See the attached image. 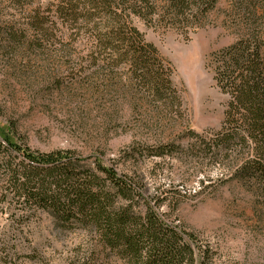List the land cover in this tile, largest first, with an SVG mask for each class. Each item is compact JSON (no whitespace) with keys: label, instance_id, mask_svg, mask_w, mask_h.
<instances>
[{"label":"rangeland","instance_id":"1","mask_svg":"<svg viewBox=\"0 0 264 264\" xmlns=\"http://www.w3.org/2000/svg\"><path fill=\"white\" fill-rule=\"evenodd\" d=\"M2 1L0 133L13 126L32 149L71 150L98 156L106 165L115 161L120 172L144 179L147 195L172 193L175 210L170 199L160 210L209 251L210 257L197 264H264L261 192L251 182L232 178L227 160L197 157L188 143V129L215 130L223 119L226 96L215 86L206 60L248 31L239 2L217 0L202 26L186 35L181 27L134 18V26L173 68L182 101L179 117L157 112L142 99L123 67L90 76L86 54L91 44L85 33L68 27L48 41L36 38L23 10L53 0H25L15 5L20 8ZM254 1L255 15L264 16V0ZM157 142L175 143L181 151L137 164L123 157L134 145ZM15 211L0 204V242L11 247L1 264H127L101 252L92 233L62 229L44 212L16 229L10 215Z\"/></svg>","mask_w":264,"mask_h":264},{"label":"trees","instance_id":"2","mask_svg":"<svg viewBox=\"0 0 264 264\" xmlns=\"http://www.w3.org/2000/svg\"><path fill=\"white\" fill-rule=\"evenodd\" d=\"M24 1L8 2L16 7ZM216 1L53 0L45 6L39 1L23 13L25 23L41 41L68 27L85 33L91 44L86 54L90 76L98 77L103 68L113 73L123 67L133 88L157 112L182 117L172 66L145 40L133 20L181 27L186 35L202 26ZM235 1L241 5L248 31L211 52L206 60L215 86L226 96L223 119L218 129L204 133L188 129L187 137L197 157L216 163L227 160L231 177L254 184L264 201V16L255 15L254 0ZM180 149L172 142L138 144L123 157L137 164L145 158L172 156ZM118 164L106 165L98 156L83 157L71 150L32 149L10 126L0 133V204L18 210L10 213L16 229L22 221L44 212L62 229L92 233L101 252L127 264L207 260L209 251L197 246L191 233L160 210L168 199L171 211L175 210V196L166 190L147 195L144 179L120 172ZM10 254L11 247L0 242V260Z\"/></svg>","mask_w":264,"mask_h":264}]
</instances>
